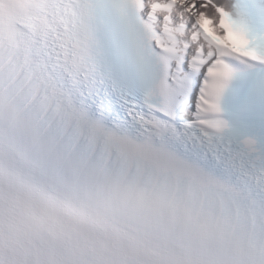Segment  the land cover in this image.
<instances>
[{"label": "snow or ice", "instance_id": "1", "mask_svg": "<svg viewBox=\"0 0 264 264\" xmlns=\"http://www.w3.org/2000/svg\"><path fill=\"white\" fill-rule=\"evenodd\" d=\"M0 264H264V0H0Z\"/></svg>", "mask_w": 264, "mask_h": 264}]
</instances>
